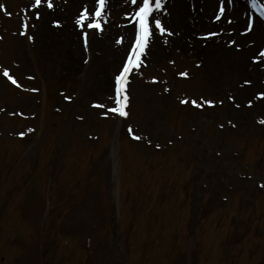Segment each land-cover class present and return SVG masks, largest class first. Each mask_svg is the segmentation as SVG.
Returning <instances> with one entry per match:
<instances>
[{
	"label": "rangeland",
	"instance_id": "rangeland-1",
	"mask_svg": "<svg viewBox=\"0 0 264 264\" xmlns=\"http://www.w3.org/2000/svg\"><path fill=\"white\" fill-rule=\"evenodd\" d=\"M50 2L0 0V264H264V0H162L126 116L142 0Z\"/></svg>",
	"mask_w": 264,
	"mask_h": 264
},
{
	"label": "snow or ice",
	"instance_id": "snow-or-ice-1",
	"mask_svg": "<svg viewBox=\"0 0 264 264\" xmlns=\"http://www.w3.org/2000/svg\"><path fill=\"white\" fill-rule=\"evenodd\" d=\"M106 0H96V8L94 12V17L99 18L102 15V6L105 4ZM249 2L252 4V6L256 7V0H249ZM41 0H35V4L33 7H36L40 5ZM47 7L51 8L52 3L50 0H48ZM4 8L3 4H0V10ZM161 10L162 9V0H155L154 3H151L150 0H142V3L139 4V7L136 9L133 19L135 20V42L132 45V51L128 54V59L123 63L122 69L119 71V74L115 76V107H112L109 109L110 112L116 113L119 116H126L127 113L124 111V107L121 100V94H122V82L126 83V76L131 70V68L136 65L137 60L139 59L140 54L144 51L145 47L147 46L150 36L152 34V29H150V22L149 17L150 14L153 13V11ZM223 0H220V8L219 12H223ZM37 17H39V12L36 13ZM219 13L217 14L218 18ZM260 15L264 16V5L261 6L260 9ZM85 19V13L82 11L79 16H77L75 23L77 26H80L82 24V21ZM54 24H58L57 21L53 22ZM154 24V29L159 30L160 33H164L166 29H164L161 26L160 19H154L152 21ZM89 28H95L99 30L101 28V23L99 19H93L91 23L87 25ZM23 34V33H21ZM171 33H169L170 35ZM29 40L32 39L31 36L27 37ZM120 41L118 40L117 43ZM231 43V41H230ZM85 47H86V37H85ZM260 56H264V49H261ZM256 57H253V60H255ZM181 76H184L185 73H180ZM3 76L7 77L9 80L12 81L13 84L16 83V81L12 78V76L9 75V72L7 69L3 70ZM264 95V94H257ZM127 97H123V103H126ZM184 101H181L183 103ZM193 104H196V101H192ZM206 104H211L212 101H204ZM251 103V102H249ZM100 107H103V105H99ZM199 106V105H197ZM31 131V129H29ZM129 134H131V129H129ZM19 135H24L23 132L19 133ZM136 139H139V137H134Z\"/></svg>",
	"mask_w": 264,
	"mask_h": 264
},
{
	"label": "bare ground",
	"instance_id": "bare-ground-1",
	"mask_svg": "<svg viewBox=\"0 0 264 264\" xmlns=\"http://www.w3.org/2000/svg\"><path fill=\"white\" fill-rule=\"evenodd\" d=\"M199 2H201V3L203 2L204 4H206V6H209L211 8V5H212L211 0H199ZM216 5H217V8H218V3ZM226 10H227V13H229L231 11L232 14L235 16L236 20H238V17H239L238 12H237L238 8L236 6L234 8H231V7L227 6ZM67 11H69V10H67ZM244 12H246V11L245 10H241L240 14L242 15ZM69 14H72V12H69L67 15H69ZM198 17H199V15H198ZM240 21H241V18H240L239 22L237 23L238 25L241 23ZM255 23L257 24V22H255ZM258 25H260L261 27L262 26L264 27V24H262L261 22H259ZM249 28L250 27H249V25H248V23L246 21V25H245V29L244 30L249 29ZM237 32L240 33V31H237ZM251 32H253V31H251ZM40 37L42 39H44L46 37L45 28H43V30L40 31ZM245 38H246V36L242 35L239 40H244ZM257 38H258V40H264V34H259V36Z\"/></svg>",
	"mask_w": 264,
	"mask_h": 264
}]
</instances>
